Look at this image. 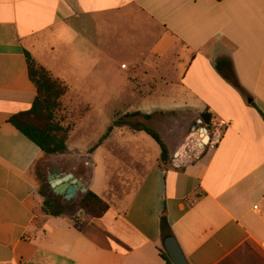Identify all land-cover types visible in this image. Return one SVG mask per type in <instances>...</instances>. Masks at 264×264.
I'll use <instances>...</instances> for the list:
<instances>
[{"label": "crops", "instance_id": "1", "mask_svg": "<svg viewBox=\"0 0 264 264\" xmlns=\"http://www.w3.org/2000/svg\"><path fill=\"white\" fill-rule=\"evenodd\" d=\"M25 52L68 88L65 155L45 156L9 123L36 96ZM111 96L133 99L126 114L182 118L189 134L173 148L152 127L169 163L143 137L120 142L116 157L111 133L128 127L69 148ZM202 115L218 125L211 144L193 141L180 163ZM39 161L72 173L108 211L92 218L78 197H59L76 207L46 214ZM163 214L188 264H264V0H0V264H172Z\"/></svg>", "mask_w": 264, "mask_h": 264}, {"label": "trees", "instance_id": "2", "mask_svg": "<svg viewBox=\"0 0 264 264\" xmlns=\"http://www.w3.org/2000/svg\"><path fill=\"white\" fill-rule=\"evenodd\" d=\"M28 78L35 87L36 96L31 108L23 113L14 115L9 123L24 137L34 143L45 156H61L67 153V140L73 129L65 125L61 115L62 98L67 94L68 88L57 78H54L45 68L37 64L27 53H24ZM227 62L219 61L216 65L221 76L235 89L240 90L234 74H226L221 69L226 68ZM152 120L150 115L139 113L126 114L114 121L107 129V136L113 128L128 127L134 132H144L152 138L160 149L159 161L162 164L170 162L168 148L158 132L146 126L143 121ZM203 124H209V118L202 115ZM78 209L92 218H100L108 211V205L95 194L87 191L78 204ZM43 210L48 215H60V209H55L53 203L44 199ZM160 233L162 239L170 237V228L163 214L160 218ZM162 255V254H161ZM162 258L171 263L166 255Z\"/></svg>", "mask_w": 264, "mask_h": 264}, {"label": "rangeland", "instance_id": "3", "mask_svg": "<svg viewBox=\"0 0 264 264\" xmlns=\"http://www.w3.org/2000/svg\"><path fill=\"white\" fill-rule=\"evenodd\" d=\"M105 102V107L103 108V114H94V117L97 118V121H94V125H89L85 124L77 134H75V137L73 140L70 141L69 148L73 150L74 148L77 149V151L80 152H85L87 150H90L96 144L98 143V140L102 135L106 134L108 126L116 121L118 118L126 115V110L128 105L125 104V102H129L133 99H119L117 97L111 96L110 98L103 99ZM125 101V102H124ZM74 118H78L84 116V113L82 112L79 115H73ZM181 118V117H180ZM179 118V122L174 121V117H164V116H158L156 115L153 120L146 122L143 121L146 126L148 127H153L157 131H160L164 135V139L166 142L173 148L180 142H183L186 140L188 136V128L186 129L183 125L182 118ZM102 123V130L98 129L99 124ZM65 125H69L74 129V123L71 121L70 123H67ZM193 130L192 136L193 139H191L189 142H187V145L185 149L182 150V152H178V156L174 157L175 160H180L181 162H187L186 159H189L188 157H185L187 154V150L189 147L191 149L194 148V144L197 146H201L202 144H207L209 143V138L211 137V131L210 128L207 127V125L203 123H192L190 126ZM77 135V136H76ZM133 137H143L148 141L149 145L153 147L154 149L160 150L156 142L147 136L145 133L141 134H135L133 133L129 128H123V129H114L111 133L110 139L111 142L107 144V148H110L112 152L115 153L116 157L120 156L119 150H117V146L119 145L120 142L127 140L128 138ZM127 138V139H126ZM207 140V141H206ZM209 140V141H208ZM205 141V142H204ZM203 142V143H202ZM201 144V145H200ZM135 146V144H132ZM175 152V153H176ZM175 155V154H174ZM51 163L50 162H45L43 163L42 161H39L34 165L33 168V173H36V179L38 182V186L42 194L44 195L45 199L50 200L57 209L61 208H67V209H73V207L76 205L75 203L71 204V206L64 205L62 204V199L59 198V196H54L51 191L48 189V183H47V176L50 174L51 171ZM81 172V175H84L85 172ZM83 172V173H82ZM77 175H80L78 172L76 173ZM76 207V206H75Z\"/></svg>", "mask_w": 264, "mask_h": 264}, {"label": "water", "instance_id": "4", "mask_svg": "<svg viewBox=\"0 0 264 264\" xmlns=\"http://www.w3.org/2000/svg\"><path fill=\"white\" fill-rule=\"evenodd\" d=\"M178 156V152L174 157ZM48 189L54 196L62 197L71 201L78 197L82 199L87 192L86 186L72 173L62 174L60 170L54 169L47 176ZM163 248L172 264H188L182 255L178 244L173 237H168L163 242Z\"/></svg>", "mask_w": 264, "mask_h": 264}, {"label": "built area", "instance_id": "5", "mask_svg": "<svg viewBox=\"0 0 264 264\" xmlns=\"http://www.w3.org/2000/svg\"><path fill=\"white\" fill-rule=\"evenodd\" d=\"M207 127H209L210 129L211 128H213V129H216L217 127H218V125L214 122V120H210L209 121V124L207 125ZM211 131V130H210ZM215 133L216 132H211V137L209 138V143L211 144V141H212V139H213V137H214V135H215ZM219 138V135H218V137H217V139Z\"/></svg>", "mask_w": 264, "mask_h": 264}, {"label": "bare ground", "instance_id": "6", "mask_svg": "<svg viewBox=\"0 0 264 264\" xmlns=\"http://www.w3.org/2000/svg\"><path fill=\"white\" fill-rule=\"evenodd\" d=\"M201 145V144H200Z\"/></svg>", "mask_w": 264, "mask_h": 264}]
</instances>
